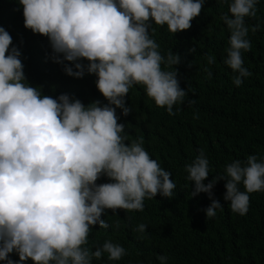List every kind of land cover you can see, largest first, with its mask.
<instances>
[{
  "label": "clouds",
  "instance_id": "clouds-1",
  "mask_svg": "<svg viewBox=\"0 0 264 264\" xmlns=\"http://www.w3.org/2000/svg\"><path fill=\"white\" fill-rule=\"evenodd\" d=\"M204 3L19 0L24 27L49 39L54 62H73L76 71L65 66V73L80 79L85 66L77 61H88L87 73L96 75V87L108 103L85 106L67 94L53 98L29 86L21 53L15 47L9 52L12 37L0 27V261L17 264L9 258L13 252L19 264L29 259L33 264H92L105 253L118 261L126 254L119 244L106 240L95 251L87 247L93 226L109 227L101 219L105 210L143 211L145 199L158 194L172 198L176 184L171 173L150 157L142 137L128 142L116 109L129 115L125 97L134 85H142L156 106L176 114L173 106L187 96L173 69L180 56L171 50L161 54L149 34L150 22L167 25L173 34L186 31ZM257 3L232 0L231 15L221 17L230 32L224 63L239 73L233 79L237 87L251 76L243 67L242 52L251 49L245 17H256ZM207 61L214 64L215 57L208 55ZM185 171L194 183L191 196L205 193L211 200L207 218L223 210L212 191L219 180L225 181L224 200L241 216L248 212L249 194L264 191V162L255 155L231 162L227 178L215 177L207 184L209 160L203 150ZM102 176L112 182L97 184ZM146 227L139 224L136 231L144 233ZM157 259L164 264L166 257Z\"/></svg>",
  "mask_w": 264,
  "mask_h": 264
},
{
  "label": "trees",
  "instance_id": "trees-1",
  "mask_svg": "<svg viewBox=\"0 0 264 264\" xmlns=\"http://www.w3.org/2000/svg\"><path fill=\"white\" fill-rule=\"evenodd\" d=\"M231 2L205 0L191 28L175 34L167 25L150 22L149 34L160 45L161 54L166 56L171 50L180 56L173 69L187 96L173 106L176 114L169 115L166 107L156 106L147 96L144 86L134 85L125 97L129 115L124 116L121 109H116V115L128 142L142 137L143 147L171 173L176 188L171 199L159 194L145 199L143 211L105 210L101 219L109 227L93 226L87 247L95 251L110 240L126 254L110 261L105 253L92 264H161L158 256L166 257L164 264H264V191L249 194L248 212L241 216L224 200L225 181L219 180L212 191L223 210L217 209L215 217L207 218L205 210L211 200L205 193L191 196L194 183L185 171L201 150L209 160L205 184L215 177L227 178L226 166L235 160L246 162L255 155L258 162H264V0H258L256 17H245L251 49L242 52L243 67L251 76L243 78L239 87L233 83L239 73L224 63L230 32L221 17L231 15ZM257 24L259 28L253 32ZM0 27L12 37L9 52L15 47L21 53L29 86L53 98L67 94L85 106L95 101L101 106L108 103L96 87V75L87 73L88 61H77L85 66L80 79L65 73V66L76 71L73 62H54L49 39L24 27L19 0H0ZM208 55L215 57L214 64L208 63ZM110 182L102 176L96 183ZM239 188L245 191L242 183ZM139 224L147 226L144 233L136 231ZM9 258L19 264L17 253ZM24 264L33 262L29 259Z\"/></svg>",
  "mask_w": 264,
  "mask_h": 264
}]
</instances>
